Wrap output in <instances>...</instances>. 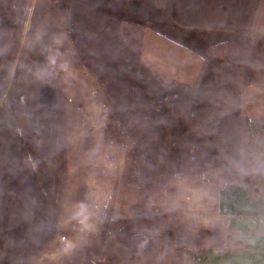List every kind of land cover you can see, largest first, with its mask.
Instances as JSON below:
<instances>
[{
    "label": "rangeland",
    "instance_id": "rangeland-1",
    "mask_svg": "<svg viewBox=\"0 0 264 264\" xmlns=\"http://www.w3.org/2000/svg\"><path fill=\"white\" fill-rule=\"evenodd\" d=\"M248 17L249 0H0V264H204L168 247L195 198L264 201Z\"/></svg>",
    "mask_w": 264,
    "mask_h": 264
},
{
    "label": "crops",
    "instance_id": "crops-1",
    "mask_svg": "<svg viewBox=\"0 0 264 264\" xmlns=\"http://www.w3.org/2000/svg\"><path fill=\"white\" fill-rule=\"evenodd\" d=\"M248 32L253 44H264V0H249ZM188 199L192 200L191 197L184 200ZM195 199L198 200L195 203L197 207L191 208L195 209L192 213L194 218L177 220L176 229L169 233L170 237L174 238L169 241L168 247H201L205 252L210 248L217 251L228 250L229 234L235 233V230L228 228L231 215L219 211L218 191L214 195H205V198L196 197ZM176 209L180 208L176 207ZM192 228L195 233L189 235ZM181 229L187 233L179 235L178 232ZM205 252L202 257L203 262ZM182 260L180 264H187L186 257H182Z\"/></svg>",
    "mask_w": 264,
    "mask_h": 264
},
{
    "label": "trees",
    "instance_id": "trees-1",
    "mask_svg": "<svg viewBox=\"0 0 264 264\" xmlns=\"http://www.w3.org/2000/svg\"><path fill=\"white\" fill-rule=\"evenodd\" d=\"M219 211L231 215L228 228L242 232L243 245L231 251L208 249L203 263L264 264V201L251 197L239 184H228L219 191Z\"/></svg>",
    "mask_w": 264,
    "mask_h": 264
}]
</instances>
